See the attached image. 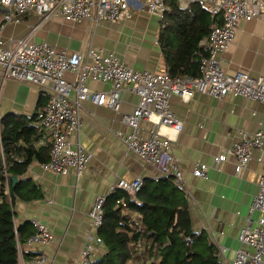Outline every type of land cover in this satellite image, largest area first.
<instances>
[{"label": "crops", "instance_id": "1", "mask_svg": "<svg viewBox=\"0 0 264 264\" xmlns=\"http://www.w3.org/2000/svg\"><path fill=\"white\" fill-rule=\"evenodd\" d=\"M6 12L0 7V22ZM18 17L19 21L4 23L1 31L3 41L11 47L17 39L28 36L32 27L39 23L31 11ZM159 24V18L145 11L134 12L129 19L114 24H95L87 20L69 22L54 17L40 24L31 37L68 53L84 50L91 44L105 54L114 53L134 70L158 72L166 69L169 72L158 43ZM221 66L229 75L241 71L255 78L264 73V13L238 22L232 41L221 55ZM65 76L71 82L75 79L72 73ZM86 85L93 91L109 88L107 83L90 79L86 80ZM42 99L35 85L0 79V146L1 132L12 129L19 121L24 126H36L34 134L26 135L34 148L47 145L48 135L36 117ZM137 101L134 93L123 88L118 110L89 101L81 103L82 125L78 136L71 138L72 141L78 140L91 154V160L81 175L76 176L73 171L61 175L43 170L42 162L32 158L25 172L13 178L16 182L22 181L24 190L34 185L41 193V197L35 200L17 201L14 212L16 223L36 220L45 224L52 234L53 239L46 244L27 245L26 242L29 252L47 256L48 261L43 264L77 262L86 237L92 232L88 216L90 207L98 194H107L111 182L120 178H157L155 168L136 158L115 135L128 131L122 122L123 115L131 114ZM170 106L182 122V130L176 134L166 126L158 129L162 136L171 140V152L181 172V186L187 196L191 226L201 234L195 245L199 252H212L219 264H230L234 251L240 246L239 230L244 225L263 172L264 103L231 95L216 99L194 92L186 100L180 96L171 97ZM22 125L19 124L18 132ZM155 127L142 120L140 133L148 136ZM260 130L263 133L261 150L254 151L240 172H236L234 160L214 162L215 156L234 142H239L243 134L252 135ZM15 141V158L24 159L21 148L27 140L18 138ZM197 164L207 165L206 178L193 175ZM260 216L254 212L251 218L256 220ZM32 228L35 232L33 225ZM101 251L103 246H97L96 254Z\"/></svg>", "mask_w": 264, "mask_h": 264}, {"label": "built area", "instance_id": "2", "mask_svg": "<svg viewBox=\"0 0 264 264\" xmlns=\"http://www.w3.org/2000/svg\"><path fill=\"white\" fill-rule=\"evenodd\" d=\"M176 1L181 8L200 2L211 18L206 41L199 44L200 65L196 77H173L166 69L158 72L134 70L114 53L105 54L91 44L84 50L68 53L58 51L48 42L34 41L31 37L40 24L54 17L69 22L87 20L95 24H114L129 19L134 12L145 11L162 20L170 9L168 0H0V7L7 10L0 22V79L35 85L44 99L36 111L50 145L49 159L41 164L43 170L61 175L70 171L76 176L82 174L91 160V154L78 140H71L78 136L82 125L79 112L81 103L89 101L97 106L118 110L123 88L134 93L138 101L131 114L123 115L122 122L128 131L115 135L136 158L155 168L157 178L171 176L177 184H182L183 179L171 152V140L162 136L158 129L166 126L176 134L182 130V122L171 109V97L180 96L186 100L197 92L216 99L231 95L264 103V73L255 78L241 71L229 75L221 66V55L232 41L239 20H251L264 13V0ZM29 11L37 16L39 23L32 27L28 36L17 39L14 47H11L1 37L4 23L19 21L18 16ZM66 73L74 74V81L68 80ZM88 79L107 83L109 88L90 90L86 85ZM142 120L157 126L150 130L148 136L140 133ZM262 142V130L252 135L243 134L239 142H234L215 156L214 162L234 160L235 170L240 172L254 151L261 150ZM0 156L6 177L4 193L8 195L7 159L1 146ZM207 171V165L197 164L193 175L206 178ZM142 182L139 177L132 180L120 178L109 184L107 194L96 196L88 212L92 232L87 235L85 246L74 264H91L97 246L102 245L98 229L103 222V204L107 195L121 189L129 195L130 201H135ZM254 212L261 214L256 220L251 218ZM31 223L35 232L28 238L27 245L46 244L53 239L45 224L36 220ZM238 240L240 246L234 251L230 264H264V163L257 192L249 204ZM18 250V264H43L48 261L43 253L24 260L19 246Z\"/></svg>", "mask_w": 264, "mask_h": 264}, {"label": "trees", "instance_id": "3", "mask_svg": "<svg viewBox=\"0 0 264 264\" xmlns=\"http://www.w3.org/2000/svg\"><path fill=\"white\" fill-rule=\"evenodd\" d=\"M168 2L170 9L160 20L158 31L164 65L173 77H196L199 43L209 33V12L200 2L186 8H181L176 0ZM19 124L22 125L19 121L12 129L1 132L9 194L4 193L6 177L0 157V264H18V246L24 259L33 255L26 247L34 234L32 223H16L14 205L40 198L41 193L34 185L24 190L22 181L13 178L25 172L32 158L42 163L49 159V143L34 148L26 137L27 133L34 134L36 126L22 125L18 132ZM18 138L27 140L21 148L24 159L15 158ZM135 199L130 201L121 189L106 197L103 222L98 229L103 251L94 256L91 264H219L212 252L194 249L201 234L192 229L185 190L172 177L143 179Z\"/></svg>", "mask_w": 264, "mask_h": 264}, {"label": "rangeland", "instance_id": "4", "mask_svg": "<svg viewBox=\"0 0 264 264\" xmlns=\"http://www.w3.org/2000/svg\"><path fill=\"white\" fill-rule=\"evenodd\" d=\"M239 21H240V20H239ZM49 150H50V149H49ZM168 177H171V176H168ZM178 185H180V186H181L182 184H178ZM181 187H182V186H181ZM139 190H140V189H139ZM139 190H138V191H139ZM138 191H137V192H138ZM137 192H136V193H137ZM107 196H108V195H107ZM194 249H195V250H197V251H199V250H200V249H199V247H198L197 245H195V246H194ZM96 252H97V251H96ZM96 252L94 253V255L96 254ZM35 254H37V253H34L33 255H35ZM94 255H93V257H94ZM22 258L24 259V257H23V256H22Z\"/></svg>", "mask_w": 264, "mask_h": 264}]
</instances>
